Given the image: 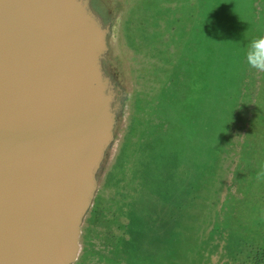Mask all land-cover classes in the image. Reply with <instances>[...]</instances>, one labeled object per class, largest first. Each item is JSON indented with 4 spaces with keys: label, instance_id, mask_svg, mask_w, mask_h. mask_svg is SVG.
<instances>
[{
    "label": "rangeland",
    "instance_id": "rangeland-1",
    "mask_svg": "<svg viewBox=\"0 0 264 264\" xmlns=\"http://www.w3.org/2000/svg\"><path fill=\"white\" fill-rule=\"evenodd\" d=\"M96 1L95 9L110 24L111 48L104 53V68L116 78L125 96L120 99L114 137L98 174L92 205L82 220L78 255L71 264H111L119 260V251L112 244L123 233L126 235L124 225L134 234L126 259L133 261L128 264H186L181 261L183 252L184 256L190 254L188 248L183 251L181 236L184 231L192 236V224L198 247L191 252L199 256V264H239L234 259L240 256L238 251L241 257L251 253L264 260V177L258 175L264 173V70L244 62L248 43L264 35V0H256L253 13L242 17L244 24H249L238 31L245 34L244 42L235 36L238 23L226 24L238 13L233 8L232 15L229 11V15L222 13L215 0L208 1L213 9L207 13L201 0ZM246 1L235 0V8L241 12L250 7L252 3ZM199 6V16L211 17L209 21L192 15ZM254 13L259 19H254ZM215 19L218 25L213 27ZM160 20L165 23L160 25ZM170 24L174 30L166 32ZM194 46L196 53L192 51ZM206 71L210 76L221 73L222 86L227 90L222 101L227 109L234 103V109L229 110V116L233 114L228 141L222 142L213 173L200 176L199 184L207 180L208 188L200 189L193 204L192 191L182 194L183 177L195 181L200 165L197 158L211 157L208 150L195 155L192 145L200 143L190 137L200 138L210 132L208 122L214 110L215 90H219L212 87ZM168 82L174 88L172 97L166 94ZM143 98L148 99L149 110L155 114L158 111L168 120V128L155 131L147 126L148 118L133 115L140 110ZM154 98L160 109L157 105L152 108ZM180 103L185 106L179 108ZM133 132L141 141H136ZM242 144L252 148L249 156L238 152ZM189 147L191 158L187 160ZM173 169L183 177L170 174ZM253 171L257 173L254 176ZM240 174L243 182L238 180ZM134 179L139 186L134 187ZM187 188L191 190L192 186ZM125 199L130 202L129 211L122 207ZM243 204L250 209L241 208ZM138 213L143 215L136 216ZM177 214L178 218L173 217ZM246 216L262 217L263 221L239 230L245 236L241 240L224 233V223ZM218 226L221 230L215 232ZM235 248L238 250L233 252ZM138 257L139 263L135 261ZM243 259L244 264H253L250 254Z\"/></svg>",
    "mask_w": 264,
    "mask_h": 264
},
{
    "label": "water",
    "instance_id": "water-1",
    "mask_svg": "<svg viewBox=\"0 0 264 264\" xmlns=\"http://www.w3.org/2000/svg\"><path fill=\"white\" fill-rule=\"evenodd\" d=\"M91 0H0V264H71L125 92Z\"/></svg>",
    "mask_w": 264,
    "mask_h": 264
},
{
    "label": "trees",
    "instance_id": "trees-1",
    "mask_svg": "<svg viewBox=\"0 0 264 264\" xmlns=\"http://www.w3.org/2000/svg\"><path fill=\"white\" fill-rule=\"evenodd\" d=\"M91 3H92L94 8L98 7L97 4H96L97 3L96 0H91ZM175 78L177 79L176 80V82H177L179 80V78H177V76H175ZM206 78L210 81V83H212V85L214 87L219 88V90L218 89L215 90V94H214L215 101L213 102L214 110H213V112L210 113V120L208 122V126H209L210 132L207 133V134H204L200 138H192V137H190V140L193 142L195 139H197L199 141V143H200L199 146L192 145L193 148H194V154L195 155L201 154V153L206 152L208 150V152H209V156L208 157H211V159L197 158L196 157L197 160L200 161V165H198V169L195 172V181H192V179L190 177L185 181V177H183L182 173L181 174H177V169L170 170V174L174 173V175L176 177L177 176H182L184 178V180L182 179L184 183L181 186L182 187V194L183 193L188 194L189 191H192L193 194H191V192H190V194H191V201H192L193 204H195V198L199 197V193L198 192L200 191V189L203 188L204 186L206 188H208L207 180H206V183H205V181H202L201 185L199 184V181L201 179L200 176H202L205 172L213 173L212 169L215 168L216 163L218 162V160H216V159L219 156L221 157L220 153H221V150H222V142H223V140L228 141L227 139H228L229 136H227V134L230 132V128H231V121L229 120V118L233 114V113H231V115L229 116V110L233 111V109H234V106H233L234 103L230 106V109H227V106L224 105V101H222L224 96L227 97V95H226L227 90H226L225 87L222 86L221 73L218 72L215 75L210 76L206 72ZM165 90H166V94H168V95H170L172 97V95L174 94V88H173L172 84H170L168 82V84L165 85ZM138 94H140V93L138 92ZM146 103H148V99L143 98L142 101H141L140 110H137V112H135L133 115L138 114L141 118H148L147 126L148 125L152 126L155 131H159V130L168 128V126H169L168 120L162 118L160 116V114L158 113V111H156V114H155V112H153L152 110H149V108L146 107ZM156 105H157V108L160 109L158 100L154 98L152 100V108H155ZM184 106H185V104L180 103L179 108H183ZM200 112H202V111H200ZM129 117L131 119V115ZM131 135H133L136 138V141H141L139 139V137H138L139 134H136V133L133 132ZM210 140H211V143H210L209 147H207L206 144L209 143ZM241 146H242V148L238 149L239 151L238 150L237 151L240 152V153L242 152L243 156L248 153V156H249V152L252 150V148L249 147L248 145H245V144H242ZM182 149H184V147H182ZM189 149H190V147L188 148V154L185 156V158H187V160H189L191 158V153H190ZM245 150H247L248 152H246ZM226 151H227V149L225 148L224 152H226ZM263 163H264V161H263ZM182 172H183V174H185L187 171H182ZM256 174L257 173L256 172L254 173V171H253L251 175L254 176ZM117 175L119 176L120 179H123V176L121 174L120 175L117 174ZM128 176L130 177V173L129 172L127 173V177ZM242 176L243 175H241V174H240V176H238L239 182H243L244 181ZM132 182H133L134 187L139 186L140 182L138 181V179H134V180H132ZM187 186H192L191 190H189L187 188ZM180 190H181V188H180ZM185 197H186V195H185ZM230 199H232V198H230ZM233 199H235V197H233ZM186 201H187V199H186ZM124 206H125L126 209L129 210L130 202L125 203ZM241 208L250 209V208H246L245 204L241 205ZM137 215L142 216L143 214L138 213V214H136V216ZM229 215H232V214L229 213ZM246 217L247 218H243L241 220H237V221L232 222V223H229V222L224 223L225 227L227 229V231L224 232V233L227 236H230V237L236 236V237L232 238L234 240H241L245 236H244V234H241L242 232L239 231V230H241V229H243L245 227H249V225H251L252 223H253V226H256L257 224L262 223V221H263L262 217L255 218V219H252V217L250 218L249 216H246ZM165 221H167V220H165ZM126 223L129 226L128 220H127ZM124 227H125L126 235L123 233L121 235V237L120 238L118 237L117 240H114V242L112 244L113 245L112 248H114V249H116V250H118L120 252V253L117 252V256L118 257L121 256V257H120L119 260H115L114 262L113 261L110 262L111 264H128V263L133 261V260L132 261H126V259L129 257V255L131 253V249H130L131 243H130V241H131V235H132V238L134 239V234H131L132 231L130 233V229L126 225H124ZM192 227H193V224H192V226H190V233H192V236L186 235L185 231L183 232V236H181L182 239H183V251L185 250V248H188V252L190 254L188 256L187 255L184 256V252H183V257H182L181 261H183V263H186V264H199V260H200L199 256L196 253H192L191 252L194 248L198 247L197 240H196L197 237L193 236L194 228H192ZM220 230L221 229L218 226V227H215L214 231L218 232ZM219 234H221V233H219ZM134 250H135L136 254L139 251L136 248ZM236 250H238V249L235 248L232 251L234 252ZM238 254L240 256L237 257V258H234L236 263L238 262L239 264H244V259L243 258L244 257L246 258L250 254V258L252 259V263L253 264H259V263H263L264 264V260H261L256 254L254 255V254L248 253L247 255L244 254L243 257H241L240 251H238ZM139 257L135 260V261H137V263H139ZM159 264H161V261H160ZM164 264H165V261H164Z\"/></svg>",
    "mask_w": 264,
    "mask_h": 264
},
{
    "label": "crops",
    "instance_id": "crops-1",
    "mask_svg": "<svg viewBox=\"0 0 264 264\" xmlns=\"http://www.w3.org/2000/svg\"><path fill=\"white\" fill-rule=\"evenodd\" d=\"M208 1L209 0H201V2H200V5L202 4V5H205L206 6V13L208 12V10H212L213 9V6H212V4L210 5L209 3H208ZM252 3L251 4V6L250 7H246V8H244L241 12H239L235 7V4H238V3H236L235 2V0H215L214 1V5L217 7V9L218 10H220L222 13H224V11H226V13L229 15V12L231 13V15L233 14V10H232V8L234 9V13H238V15L236 16V17H229V21H228V23H226V24H228V25H233V23H238V27H237V29H236V32H235V36H236V38H237V40H239V41H241V42H244V41H246V36H245V34H240V33H238V31H239V28H243V29H246V26L247 25H249L248 23H246V24H244V22L242 21L243 20V15L244 14H246L247 12L250 14H252L253 13V10H254V8H256L257 7V5H256V0H247L246 1V3ZM247 10H250V12L249 11H247ZM199 11H200V6H199V8L197 9V10H194V12L192 13V15L195 17V18H197L198 20H201V19H206V20H208L209 21V19L211 18V17H204V16H199ZM229 11V12H228ZM254 16V19H259V16L257 15V14H253ZM263 17V20H264V16H262ZM179 20V19H178ZM165 22H164V20H160V25H163ZM218 25V22H217V20L215 19L214 20V22H213V27H215V26H217ZM169 26H171V27H168L167 28V30H166V32H172L173 30H174V25L173 24H170ZM209 27V26H208ZM189 28H186V30H188ZM234 35L232 36V37H235ZM216 38V37H215ZM253 39V38H252ZM192 51H194L195 53H196V47L194 46L193 47V49H192ZM208 54H205V56H207ZM207 72V71H206ZM208 85H209V83H207ZM212 87H214V86H212ZM135 96H136V93H135ZM188 154V152L186 153V155ZM187 159V158H186ZM115 184V183H114ZM113 184V185H114ZM121 201H122V199H121ZM128 201L125 199V201H124V205H125V203H127ZM122 204V203H121ZM123 204H122V207H123V209H125V210H127V211H129L128 209H126L125 208V206H124ZM122 216H124V214L122 215ZM126 216V219L128 220V222H129V216H128V214L127 215H125ZM173 217H176V218H178L179 217V215L177 214L176 216H173Z\"/></svg>",
    "mask_w": 264,
    "mask_h": 264
},
{
    "label": "clouds",
    "instance_id": "clouds-1",
    "mask_svg": "<svg viewBox=\"0 0 264 264\" xmlns=\"http://www.w3.org/2000/svg\"><path fill=\"white\" fill-rule=\"evenodd\" d=\"M244 62L251 68L264 70V35L258 36L248 43L244 53ZM259 176L264 177V173H260Z\"/></svg>",
    "mask_w": 264,
    "mask_h": 264
},
{
    "label": "bare ground",
    "instance_id": "bare-ground-1",
    "mask_svg": "<svg viewBox=\"0 0 264 264\" xmlns=\"http://www.w3.org/2000/svg\"><path fill=\"white\" fill-rule=\"evenodd\" d=\"M109 34H110V32L108 34H105V37H104L105 52L111 48V46H110L111 35H109Z\"/></svg>",
    "mask_w": 264,
    "mask_h": 264
},
{
    "label": "flooded vegetation",
    "instance_id": "flooded-vegetation-1",
    "mask_svg": "<svg viewBox=\"0 0 264 264\" xmlns=\"http://www.w3.org/2000/svg\"><path fill=\"white\" fill-rule=\"evenodd\" d=\"M101 14V13H100Z\"/></svg>",
    "mask_w": 264,
    "mask_h": 264
}]
</instances>
